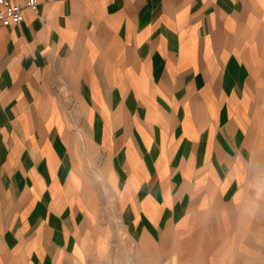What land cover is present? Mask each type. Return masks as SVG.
<instances>
[{"label": "crops", "instance_id": "0c3cea01", "mask_svg": "<svg viewBox=\"0 0 264 264\" xmlns=\"http://www.w3.org/2000/svg\"><path fill=\"white\" fill-rule=\"evenodd\" d=\"M38 2L0 24V264H151V227L238 179L264 0Z\"/></svg>", "mask_w": 264, "mask_h": 264}, {"label": "rangeland", "instance_id": "374dc122", "mask_svg": "<svg viewBox=\"0 0 264 264\" xmlns=\"http://www.w3.org/2000/svg\"><path fill=\"white\" fill-rule=\"evenodd\" d=\"M252 47L241 81L244 149L231 157L233 168L238 162L233 171L238 179L224 193L207 190L203 197L199 192L185 197L161 230L151 227V264H264V35ZM97 239L101 247L92 258L117 254L118 260L126 259L124 252L109 251L116 237L101 234ZM125 242L118 237V243Z\"/></svg>", "mask_w": 264, "mask_h": 264}, {"label": "built area", "instance_id": "2783aa9c", "mask_svg": "<svg viewBox=\"0 0 264 264\" xmlns=\"http://www.w3.org/2000/svg\"><path fill=\"white\" fill-rule=\"evenodd\" d=\"M38 0H26L24 5L13 4L8 0H0V24L3 26L19 25L24 21V11L37 13ZM2 88L0 87V97Z\"/></svg>", "mask_w": 264, "mask_h": 264}]
</instances>
